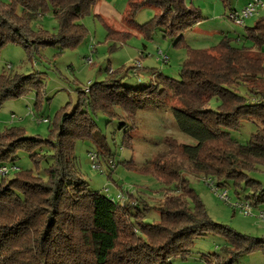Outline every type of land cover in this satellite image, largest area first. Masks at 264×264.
Segmentation results:
<instances>
[{"label": "trees", "instance_id": "16d2710c", "mask_svg": "<svg viewBox=\"0 0 264 264\" xmlns=\"http://www.w3.org/2000/svg\"><path fill=\"white\" fill-rule=\"evenodd\" d=\"M222 2L230 12L235 11L230 0ZM95 3L96 0H0V49L6 43L22 44L27 50L37 44L56 46L60 52L74 48L86 33L78 20L92 11ZM143 7L155 8L158 14L137 26L133 19ZM47 11H51L58 24V32L50 40L33 34L28 27L31 20ZM201 20V14L188 8L184 0L130 2L128 25L148 37L160 31L174 46L186 50L178 79L151 70L153 83L130 87L121 84L112 73L86 90H79L78 102L71 111L63 108L57 112L47 139L26 136L19 128L0 133V165L16 166L15 156L20 150L29 153L35 165L47 157L51 159V164L43 171L44 176L35 177L32 170H20L16 166L17 170L0 178V217L11 216L14 209L22 215V219L10 225L0 224V264H10L7 261L12 253L11 243L24 238L21 229H25L28 236L32 227L39 231L34 239L40 256L37 264H55L52 254L56 246L63 250L61 255L68 262L78 264L74 254L64 252L73 244L79 254L89 252L94 264H110L117 254L121 236L134 241L133 251L140 254L144 251L146 256L130 261L123 258L118 264L135 261L170 264L173 258H186L193 241L208 233L226 238L231 257L264 248V238L241 235L213 222L200 198L180 177L183 166L169 161L174 159L175 151L191 164L192 172L213 177V186L225 188L232 183L239 187L244 183L250 191L246 202L252 206L264 203V186L249 178V173L264 167V17L245 29L246 44L234 45L240 39L225 36L216 47L206 51L193 49L182 41L183 34ZM252 49L256 54H250ZM35 79L33 75L0 76V106L7 98H19L27 86H37ZM172 100L179 104H171ZM211 101L216 104L214 108L209 107ZM149 105L170 109L177 128L195 140L194 145H176L165 137L168 148L165 156L169 160L160 156L162 158L152 162L156 177L168 186L174 184L172 194L166 195L158 206L151 207L146 203L122 204L91 191L74 167L75 141H91L97 158L109 161L113 157L91 115L102 112L109 120L117 119L120 129H128V126L131 129L137 111ZM250 121L255 130L245 144H240L230 132ZM130 129L123 139L126 147L131 143ZM41 150L49 154L41 156ZM30 174L37 179L35 183H21L20 178H16ZM9 176L13 177L6 179ZM238 176L243 178L237 180ZM6 199L13 204L7 211L3 206ZM151 210H157L158 220L144 222ZM222 264L232 263L226 260Z\"/></svg>", "mask_w": 264, "mask_h": 264}, {"label": "rangeland", "instance_id": "374dc122", "mask_svg": "<svg viewBox=\"0 0 264 264\" xmlns=\"http://www.w3.org/2000/svg\"><path fill=\"white\" fill-rule=\"evenodd\" d=\"M132 1L140 0H96L94 9L78 20L84 26L86 33L81 43L74 48H65L60 52L52 45L37 44L27 50L22 44H4L0 49V76L14 78L33 75L36 78L35 82L38 83L35 87L27 86L19 98H7L2 102L0 133L9 128H19L26 136L47 139L53 129L57 112L63 108L65 111H71L78 102L79 90H86L91 84L104 80L112 73L122 82L121 84L130 87H145L150 82L153 83L154 75L151 74V70L178 79L182 63L186 59V50L181 46H174L172 40L164 37L160 31L148 37L136 27L128 25L127 13L129 3ZM250 1L230 0L231 8L240 11ZM260 1L264 3V0ZM184 3L202 16L199 23L183 34L182 41L193 49L211 50L225 36L239 38L240 41L234 42V45L241 46L244 42L246 44L245 29L252 27L258 18L264 17V9H259L258 14L245 19L243 25H237L229 19L230 11L224 7L222 0H184ZM157 14L155 8L143 7L137 11L133 21L137 26L143 25ZM28 27L33 34L42 36L44 40L54 39L58 32V24L51 11L31 20ZM250 52L256 54L255 49ZM165 57L166 63H164ZM89 59L90 64L87 63ZM137 64L138 71L133 69ZM171 104L179 103L172 100ZM215 105V102L211 101L209 107L214 108ZM12 115L15 117L14 121L11 120ZM91 116L97 125V132L105 136L113 153L111 159L113 164H109L101 157L91 162L89 153L96 152L93 143L81 139L75 141L74 167L78 176L88 183L91 191L114 198L115 202L122 204L146 203L151 207L158 206L166 195L172 194L174 184L168 186L157 178L153 173L152 162L162 158L160 156L167 157L165 137L171 138L169 140L176 145H194L195 140L177 128L170 109L149 105L137 111L131 129L130 126L128 129H120L117 119L109 120L102 112ZM44 120H48L49 123ZM129 129L131 143L130 147H126L123 145V139ZM254 130L255 125L251 121L245 122L237 131L230 132V135L240 144H245ZM39 153L41 156L49 154L42 150ZM174 153V159L169 160L167 157V161L169 160L170 164L177 163L183 166L184 170L180 177L186 180L189 189L200 198L213 222L241 235L264 238V219L258 216L260 212H264V203L258 206L251 205L252 215L249 216H244L239 209L233 207L235 202L244 203L246 196L250 194L244 183H240L239 187L232 183L225 188L213 186V177L192 172L191 164L177 152ZM28 155L30 154L22 150L16 153L14 163L18 169L32 170L35 177L41 174L44 176L43 171L51 164V159L47 157L35 165ZM92 163L98 165V169L91 168ZM32 174L20 175L16 178H20L21 183H35L37 179H33ZM249 175L250 179L264 186V167L257 168ZM11 177L13 176L6 179ZM242 178L238 176L236 179ZM215 189H218L217 192L213 191ZM224 191L227 192L229 204L219 198V194ZM118 195L120 198H117ZM4 204L6 211L13 206L7 199ZM21 216L20 211L17 210L15 213L14 209L11 216H4V219L0 217V224L10 225L22 219ZM156 220H158V212L151 210L144 222L153 223ZM24 227L25 225L22 228ZM20 231H23L24 238L11 243L12 253L7 263L37 264L40 256L37 254L39 248L36 247L34 239L39 231L32 227V233H28V236L25 229ZM72 240L79 242L78 239ZM73 245L69 246L71 247L69 251L64 252L74 254L78 264H94L90 261L89 252L80 251L79 254V251H74ZM133 245H135L134 241L121 236L116 249L117 254L110 264H118L120 262L118 260L123 258L130 261L146 256L144 251L143 254H140V251H133L135 247ZM230 249L225 237L208 233L193 241L186 258H173L170 264H222L226 260H230L232 264H264V248H257L250 253L235 257L228 255ZM61 252L63 250L56 246L52 254V257H55V264H72L61 255ZM149 258L154 262L152 257ZM156 263L157 261L154 262Z\"/></svg>", "mask_w": 264, "mask_h": 264}, {"label": "built area", "instance_id": "2783aa9c", "mask_svg": "<svg viewBox=\"0 0 264 264\" xmlns=\"http://www.w3.org/2000/svg\"><path fill=\"white\" fill-rule=\"evenodd\" d=\"M259 9H264V3H262L260 0H251L250 2H248L246 4V7L244 6V8L240 11H231L228 15L229 19L232 20V22H234L237 25H243L244 20L252 17L253 15L258 14V10ZM167 62V58H164V63ZM87 63H91V60H87ZM139 65L137 64L136 67H134L135 70H139ZM15 117L12 115L11 116V120L14 121ZM44 122H47V120H44ZM89 159L91 160V162H94L95 159H97V156L95 153H89ZM109 164H113V162L111 160L108 161ZM98 165H96L95 163H92V167L93 169H98ZM17 170L16 166L10 165V164H4V165H0V178H3L5 176H7L8 174H10L11 172ZM215 189L213 191L217 192ZM117 198H120L119 195L117 196ZM219 198L221 200H223L224 202L229 204V198L227 195V192L224 191L223 193L219 194ZM236 209H239L242 214L244 216H249L252 215V208L251 205L248 202H235V205L233 206ZM258 216L261 219H264V212H260L258 214Z\"/></svg>", "mask_w": 264, "mask_h": 264}, {"label": "crops", "instance_id": "0c3cea01", "mask_svg": "<svg viewBox=\"0 0 264 264\" xmlns=\"http://www.w3.org/2000/svg\"><path fill=\"white\" fill-rule=\"evenodd\" d=\"M142 69H143V68H142ZM150 69H151V68H150ZM150 72H151V74L153 73L152 71H150ZM150 72H149V73H150Z\"/></svg>", "mask_w": 264, "mask_h": 264}]
</instances>
